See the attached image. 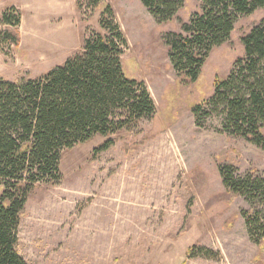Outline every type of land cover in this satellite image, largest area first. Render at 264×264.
Segmentation results:
<instances>
[{"label":"rangeland","instance_id":"rangeland-1","mask_svg":"<svg viewBox=\"0 0 264 264\" xmlns=\"http://www.w3.org/2000/svg\"><path fill=\"white\" fill-rule=\"evenodd\" d=\"M89 2L80 0L82 13L76 0H0V17L10 5L22 13L19 47L0 50V78L36 77L64 63L101 31L110 3L128 40L124 72L145 82L157 113L106 151L94 153L100 135L64 151L61 180L36 186L26 203L21 255L29 264H264V241L250 238L242 213L250 202L231 195L218 170L229 162L240 175L264 176V149L225 134L219 111L198 125L191 110L245 55L242 37L264 21V7L237 19L191 81L173 69L163 35L180 31L197 0H185L169 21L140 0Z\"/></svg>","mask_w":264,"mask_h":264},{"label":"trees","instance_id":"trees-1","mask_svg":"<svg viewBox=\"0 0 264 264\" xmlns=\"http://www.w3.org/2000/svg\"><path fill=\"white\" fill-rule=\"evenodd\" d=\"M89 1L96 5L105 0ZM140 1L159 21L175 18L185 2ZM197 1L199 11L181 22L180 31L163 35L173 69L191 81L199 78L211 51L228 41L237 19L264 7V0ZM76 6L83 11L80 0ZM21 20L14 5L2 12L0 50L6 55L19 47ZM99 24L101 31L85 37L79 51L48 72L0 78V264H29L18 250L22 214L36 186L61 180L64 151L98 135L105 140L94 153L106 151L117 134L135 130L157 113L145 82L124 72L128 40L110 3ZM242 43L245 55L225 78L216 80L213 95L191 110L198 125L201 115L219 111L225 134L264 149V21L244 35ZM218 170L231 195L247 196L251 206L242 213L248 234L255 243L263 242L264 176L240 175L229 162L219 164Z\"/></svg>","mask_w":264,"mask_h":264}]
</instances>
